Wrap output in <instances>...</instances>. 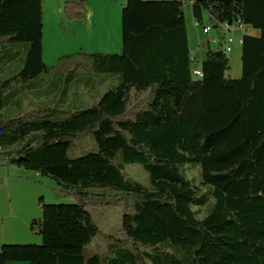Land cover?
<instances>
[{"label":"trees","instance_id":"16d2710c","mask_svg":"<svg viewBox=\"0 0 264 264\" xmlns=\"http://www.w3.org/2000/svg\"><path fill=\"white\" fill-rule=\"evenodd\" d=\"M189 3L199 25L206 11L214 26L258 32L243 37L241 78L227 76L221 48L194 76ZM64 15L84 20L85 0L67 1ZM122 45L120 55L61 57L58 65L74 63L63 84L43 58L44 0H0V157L75 199L41 201L30 229L42 244L5 245L0 264H264V0H126ZM97 86L108 89L98 102L68 110L71 95ZM28 94L56 102L22 112ZM86 136L97 150L70 158ZM128 165L144 168L149 188L128 178ZM189 165L207 190L188 178ZM89 206H116L123 218L122 239L87 259L99 233Z\"/></svg>","mask_w":264,"mask_h":264},{"label":"rangeland","instance_id":"374dc122","mask_svg":"<svg viewBox=\"0 0 264 264\" xmlns=\"http://www.w3.org/2000/svg\"><path fill=\"white\" fill-rule=\"evenodd\" d=\"M61 1L62 0H44L45 56L43 58L48 66L56 67V71L57 73H59L56 80H59V82L64 84L66 77H63L61 75H64L67 70H71V68L74 67V63L67 61L62 63L61 65H58L59 59L61 57L77 54L82 51L86 53L117 55L122 54V8L126 0H117L116 3H114L112 0H102L98 7L99 12L102 13V17L106 16L110 21L107 24L105 20H102V24L99 25L98 23L96 29H88V24L86 28H84L80 24L70 26V28L68 26L61 27L60 24L62 19H66L64 15V7L63 9H61ZM187 10H189V6L186 10L184 9L186 28L190 39V46L192 49L191 51L193 52L194 56L196 55L197 57L196 63H194L193 66L199 67L202 64L203 59L206 58V54L209 49H223L224 40L221 36L222 31L219 28L214 29V24L208 12H204L205 16L203 23L199 25L195 23V19L192 14L190 19L189 17H186ZM187 14L189 16V12H187ZM207 26L212 27V31L210 34L204 33V28ZM90 32H92L93 35ZM229 34L233 35L234 33L230 32ZM252 35L258 36L259 34L258 32L254 31ZM215 39L218 40L216 42H213ZM241 50V46H238V51H233L228 55L230 69L227 72V76L230 78L239 79L242 76ZM21 65V61L17 60L12 66L13 71L10 72V75H7L6 77L18 72L22 67ZM16 67H18V69H16ZM110 85L113 84H109L108 86ZM107 90V86H97L95 90H87L85 88H81L76 96H70L68 110L91 107L94 103L98 102V100L104 95ZM147 96V93L140 94L137 97L136 102L138 103L139 101H144ZM55 102L56 101H53L51 97L37 99L34 96H30L24 103L22 112L32 111L40 108H47ZM66 108L65 110H67ZM19 114L21 113H17L15 109H9L6 112V116L10 117L18 116ZM96 150L97 145L92 136H86L77 140L71 146L68 152V156L70 158H77L86 153ZM3 161L5 160L0 157V162ZM16 169L18 170L20 168L16 167ZM21 171L25 172L26 170L21 169ZM185 171L188 178L194 183V185L202 187L203 190H207V187L202 186L201 169L199 167H193L192 165H189L186 166ZM26 172L32 173L28 171ZM125 173L128 178L142 184L146 188L150 187L149 175L141 165H128L126 166ZM71 198L74 199L73 197ZM87 210L91 213L95 223L99 228L98 235L84 250V255L88 259L96 254L105 255L108 252V247L111 242L122 239L120 236V230L122 228L123 212L116 206H89L87 207ZM195 210L197 211V216L199 218L204 217L206 214V210L204 208H195Z\"/></svg>","mask_w":264,"mask_h":264},{"label":"crops","instance_id":"0c3cea01","mask_svg":"<svg viewBox=\"0 0 264 264\" xmlns=\"http://www.w3.org/2000/svg\"><path fill=\"white\" fill-rule=\"evenodd\" d=\"M67 1L71 0L61 1V9H63ZM101 1L102 0H85L84 20L68 21L67 19H62L60 24L61 27L68 26L70 28V26L80 24L86 28L88 24V29H96L98 23L99 25L102 24V20H105L108 24L110 21L109 18L106 16L102 17V13L99 12L98 7ZM112 1L116 3L117 0ZM188 6L189 10L186 11V17L190 19L191 14L193 16V10L191 12L192 3L186 5L185 10ZM187 12H189V16ZM204 16L205 13L203 14V17ZM90 33L92 34V32ZM233 33L236 39L233 49L234 51H238V46L242 48V44L240 43L241 35L238 32ZM192 55H194L193 52ZM205 59L206 58H204L203 61ZM30 96L32 97L33 95L28 94L24 102H26ZM57 192L58 186L54 181L43 178L37 173H27L26 171H21V169L17 170L16 167L9 165L7 161L0 162V251L5 245L42 244V238L33 234L30 229L31 223L43 216L41 201H44L46 204L75 202L71 197L59 195Z\"/></svg>","mask_w":264,"mask_h":264},{"label":"built area","instance_id":"2783aa9c","mask_svg":"<svg viewBox=\"0 0 264 264\" xmlns=\"http://www.w3.org/2000/svg\"><path fill=\"white\" fill-rule=\"evenodd\" d=\"M220 30L222 31V38L224 40V47H223V51L224 53L228 56L229 54H231L234 49L233 46L236 42V39L233 35L229 34L230 32H238L240 33L241 37H240V43L242 44L243 41V37L244 35H252V33L254 32V30H252L251 28L244 26L238 22L233 23V24H221L219 25ZM212 31V27L211 26H207L204 28V33L205 34H210ZM218 39H215L213 42H216ZM195 63H196V57H195ZM193 74L195 77L197 78H202L203 77V72H202V68L201 66L199 67H195L193 66Z\"/></svg>","mask_w":264,"mask_h":264},{"label":"water","instance_id":"95a60500","mask_svg":"<svg viewBox=\"0 0 264 264\" xmlns=\"http://www.w3.org/2000/svg\"><path fill=\"white\" fill-rule=\"evenodd\" d=\"M218 27H219V26H218V25H216V26H214V29H218Z\"/></svg>","mask_w":264,"mask_h":264},{"label":"bare ground","instance_id":"6f19581e","mask_svg":"<svg viewBox=\"0 0 264 264\" xmlns=\"http://www.w3.org/2000/svg\"><path fill=\"white\" fill-rule=\"evenodd\" d=\"M220 29V28H219Z\"/></svg>","mask_w":264,"mask_h":264}]
</instances>
